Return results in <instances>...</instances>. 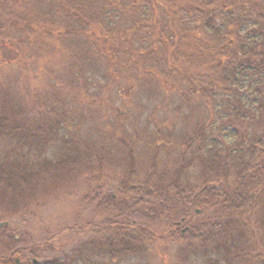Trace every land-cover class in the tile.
<instances>
[{
    "label": "trees",
    "instance_id": "obj_1",
    "mask_svg": "<svg viewBox=\"0 0 264 264\" xmlns=\"http://www.w3.org/2000/svg\"><path fill=\"white\" fill-rule=\"evenodd\" d=\"M1 55L0 264H117L171 245L179 261L264 264V0H0ZM79 60L100 68L103 97L56 75ZM41 74L53 80L25 88ZM142 91L173 111L128 118ZM74 190L66 225L31 228ZM63 229L85 239L60 261Z\"/></svg>",
    "mask_w": 264,
    "mask_h": 264
},
{
    "label": "rangeland",
    "instance_id": "obj_2",
    "mask_svg": "<svg viewBox=\"0 0 264 264\" xmlns=\"http://www.w3.org/2000/svg\"><path fill=\"white\" fill-rule=\"evenodd\" d=\"M4 59L3 56H0V70H2L3 74L9 75L10 71L13 69L12 66H2L1 60ZM75 72L80 78L88 81V88L89 92L92 94H100L103 97V91L105 93L103 82H101L102 74L100 68L95 64H88L84 63L82 61H76V62H67L65 64V69L60 67V70H56V75H64L65 77L68 76V71ZM19 74H17L15 77L18 78ZM41 76V77H39ZM37 78H29L25 82V79L23 80V84L25 85V88H33L37 91H41L44 88V82H51L53 80V77L51 74L46 75H39ZM43 76V78H42ZM43 81V83H41ZM91 82V83H89ZM102 91V93H101ZM116 88H112L108 91V97L112 99V105L115 108V106L121 104V100L116 97ZM172 96L170 94L165 93H159L156 95L153 93H146L145 91H142L138 94L134 93L133 97L130 99L131 107L129 109L128 118L133 117L134 115L140 119L141 122L144 120L149 121L151 117H160L162 114L165 113L166 109H171L173 111V104L175 102H172ZM169 98V99H167ZM167 100L166 106H162L161 100ZM169 102V103H168ZM140 122V123H141ZM93 126V123L89 124L88 122H84L82 126V132L83 133H92L91 127ZM77 194L81 193V190L83 189L82 185H79ZM76 190H74L72 195H65L60 194L58 200L54 198H46V201L44 204H42L41 209L36 210V216L37 218L33 220L31 223V228H33L34 231H37L39 234L40 232L44 233V229L46 227H50L51 229L58 228L61 224L69 222V218L71 214L66 213L65 211L68 210L69 206L74 203L76 199ZM79 197V196H78ZM78 200V199H77ZM42 233V234H43ZM57 241H56V240ZM53 243L58 247V253L57 257H59L60 261L63 259L62 254L64 253H70L71 249L74 247H79V245L82 246V243L84 242V236H79L76 234H73L71 232H68L66 229H63L62 232L59 235V238H55ZM58 239L60 241H58ZM61 242V244H60ZM50 243V242H49ZM177 245H171L168 246L166 250H164V256L160 254V252H155V254H148L143 256H135L130 257L126 259H122L117 264H204L203 259L200 258L198 255L195 257L192 256H186V258L182 259V261H179L176 258L177 254ZM178 247V246H177ZM49 248V247H48ZM50 250H55L51 248ZM49 249L47 250V253H44V258H50L51 256H56V253H52ZM73 253V252H72ZM92 258V261L97 260L96 256H90ZM79 259V258H78ZM99 261V259L97 260ZM73 264V263H72ZM77 264H84L82 260H78Z\"/></svg>",
    "mask_w": 264,
    "mask_h": 264
},
{
    "label": "water",
    "instance_id": "obj_3",
    "mask_svg": "<svg viewBox=\"0 0 264 264\" xmlns=\"http://www.w3.org/2000/svg\"><path fill=\"white\" fill-rule=\"evenodd\" d=\"M34 261H35V259H34ZM16 263L17 264H22L18 259H16ZM30 264V263H29Z\"/></svg>",
    "mask_w": 264,
    "mask_h": 264
}]
</instances>
